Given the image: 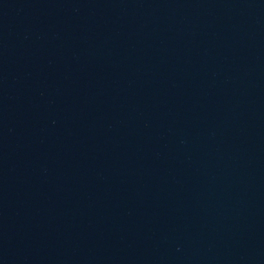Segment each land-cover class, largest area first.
<instances>
[{
	"label": "water",
	"instance_id": "95a60500",
	"mask_svg": "<svg viewBox=\"0 0 264 264\" xmlns=\"http://www.w3.org/2000/svg\"><path fill=\"white\" fill-rule=\"evenodd\" d=\"M258 264H264V241H263V246L260 254V259Z\"/></svg>",
	"mask_w": 264,
	"mask_h": 264
}]
</instances>
